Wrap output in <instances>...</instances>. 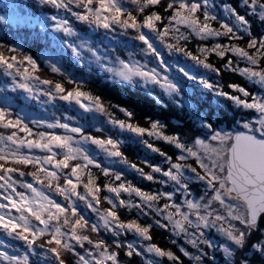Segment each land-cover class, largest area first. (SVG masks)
Listing matches in <instances>:
<instances>
[{
    "label": "rangeland",
    "instance_id": "rangeland-1",
    "mask_svg": "<svg viewBox=\"0 0 264 264\" xmlns=\"http://www.w3.org/2000/svg\"><path fill=\"white\" fill-rule=\"evenodd\" d=\"M24 1L0 0V3L4 6V9L0 13V24L7 27L11 26L14 33L18 31L24 32L23 30L26 28L31 33V41L32 39L43 41L45 48L39 53L41 65L48 67L51 71L55 68L57 71L62 69L64 73H70L67 75V78L71 89H67L68 86H66L65 82L62 81L61 83L65 88V94L67 91L79 90L85 94V97L99 98V102L103 104L104 109L108 112L99 111L93 100L85 97L80 98V103H77L74 99L69 101L61 100L59 99V94H56L55 99H50L44 93L54 90L52 83L46 85L42 83L40 78L35 79V77L39 76L35 71L31 72L30 66L26 61L17 66L21 71L24 68H29L33 78L27 81H24L20 75H17L15 69L7 70L4 66H0V109L6 110L10 114L11 119L15 120L18 118L23 124L32 129L34 135L28 137L29 139H36L35 133L39 132L60 135L70 134L66 133L64 129H49L46 126L47 123L59 121L71 127L80 128L85 135L101 139L112 138L117 141L120 145V151L129 163L123 162L120 157L109 156L105 151L91 142H82L80 144V147L86 151L89 158L100 165V168L94 166L91 168V171L97 177L98 184L103 185L109 182L110 178L104 177L101 172V169H108L113 174H119L122 182H127L144 192H163L171 195L172 201L167 202L176 203L181 206L183 211H188L184 205L186 199H190L194 203H203L205 199L210 198L213 193L207 183L199 179L190 170V167H196L203 174V170L199 169L194 158H188V161L173 159V162L182 163L188 167L185 166L183 168L179 182L172 181L168 176L163 175V171L170 168L167 157H172L169 147H175L174 144H170L163 139H158L156 136H148L147 134L140 136L127 129L120 128L111 121L124 120L126 123H133L145 128H150L151 123L156 122L161 126L160 131L169 138L179 137L182 143L189 146L196 139L208 140L216 133L234 136L239 130H248L245 128V124H253L258 119V113L254 109L244 108L230 99V96L242 95L230 86L239 85L250 96L264 99V82L249 79L246 76H242L238 71L226 70L224 65L228 59H231L234 68L256 67L259 70V68L264 67V60L260 64L253 66L247 61L234 56L232 53H226V56L221 58L215 52H209L210 56L213 57L212 59L215 62L222 63L223 68L229 73V75H226L228 79L221 78L220 74L204 67L201 63H197L190 56H185L183 52L167 48L166 43H176L173 39V34H170L166 38V42H162L157 34L150 29H141V32L153 44L158 53V56H156L148 51L143 41L138 39L139 33L135 29L126 30L118 24H112L109 28H104L91 21L79 19L77 14L83 13L82 8H76L75 5H71L68 9L56 8L51 4L44 3V0H36V3L49 5L55 9V12L35 14L32 7H28L24 4ZM167 2L169 0H165V4ZM173 2H179V0H173ZM184 2L199 5L200 12L198 15L201 20H203L204 14L214 17V21L210 22L212 28L220 29L221 24L228 25L241 38L239 41H235L224 36H219L208 37L202 40L194 33H190L189 29L181 26V31L188 36V39L180 41V45L192 53L191 48L197 49L201 41L207 43L208 49H211L216 43L246 47L248 40L264 39V15H261L259 7L254 12L244 0H184ZM117 6L125 12H131L136 15L138 20L142 19L143 15L147 13L146 10L148 12H157L156 6H152L150 9H145V13H140L138 6L131 3V0H117ZM22 9L26 10V12ZM163 15L167 16L168 12L165 11ZM237 16L244 17L247 25H241ZM20 18L24 19L23 23L20 22ZM68 19L73 24L69 23ZM64 21H67L64 27L69 28V32H65L57 27L58 24H63ZM19 39L18 42L21 41V38ZM196 55L199 56L198 53ZM30 58L36 63L37 68L40 67L38 66L39 61L35 58ZM17 60L21 61L19 58ZM62 60L66 62L64 67L61 63ZM121 61L130 66L146 65L147 68L156 69L161 76H166L175 85V90L166 91L159 84L146 81L140 77H134L132 80H125L119 77L115 70L121 68ZM161 61L163 62L162 64ZM8 71H12V73ZM82 74L88 75L89 85L86 86V89H83L81 82L77 81V77L82 79L80 76ZM90 74L91 76H95L96 79L92 81V77H89ZM97 78L101 81L99 82ZM21 82L28 83L32 91L29 92L18 87L17 85ZM204 82L212 85V87H207ZM115 83L122 86L127 85L126 87L133 88L136 92L139 91L140 94L152 96L160 107L166 105L170 108H175L181 115H187L190 118L188 119L189 123H193L191 129H188L185 124H180L183 132L177 131L175 133L159 117L158 119L148 117L147 126L140 124L138 122L140 119L136 118L137 121L134 118L131 112L133 111L132 108L124 104L116 105L110 99L108 101L100 94H97V86L101 89L109 87L115 93L111 95L108 92L109 95L119 99L121 92ZM221 93H226V95ZM18 99L23 101V103L21 104ZM81 103L86 108L81 107ZM108 104L111 105L108 106ZM126 112L131 113L132 116L128 117ZM210 113H212L214 121L208 124L206 119ZM171 123V125H176L174 121ZM13 130L11 128L0 127V135L6 137ZM170 131L175 134L170 133ZM18 135L20 137L26 136L25 133H18ZM161 141L166 142V146L158 151L159 155L163 156L162 161L165 163L164 167L162 166L163 168L158 162L157 164L150 162L151 159L148 157V154L154 151L148 145L152 144L156 146V142ZM141 147H146L151 152ZM0 148L8 151L15 148V145L7 140H3L0 141ZM20 151L36 156L47 155L46 152H41L39 149L21 148ZM56 151L59 152L60 150L57 149ZM133 163L138 168H143L146 174H152L154 179L148 180L146 176L131 166ZM157 165L161 169L160 173L152 171V167H156ZM34 170L36 169L34 168ZM20 171H23L25 175L21 177L19 173H12L14 180L32 183L35 187L45 191L51 198H56L57 202L66 203L63 197L54 192L51 194L46 188H42L41 185L36 184L32 176L27 174L29 172L25 170ZM17 190L25 192L29 196L32 195L24 188L18 187ZM79 191L83 192V189L80 188ZM121 194L124 195L121 199L130 201L132 205L140 204L142 208L128 207V214L125 215L120 211L121 207H118L119 219L125 223L135 220L141 226H150L149 234L151 239L145 240L134 231H126L119 235H113L112 232L106 231L102 227L98 233L90 231L84 233L89 235L93 240L103 239L106 244L111 246L110 251L118 252V260L121 264H178L177 261L169 260L167 257H160L155 253L147 252L145 249L149 244H155L162 250L171 251L179 258V264H231L239 254L240 261H243L244 264H260L255 260L256 254L259 253L261 256H264V218L261 222H256L254 225L233 222L236 229L244 234L242 244H238L229 238L225 232L220 230L219 225L210 224L208 227L200 229L202 235L194 233V235H197V244L193 247L188 242V237L184 233L176 234L173 225L164 216L155 211V207L163 208L166 200H159L156 202L155 207L149 208L134 193L131 196L123 192ZM105 196L115 200L114 194L108 193L106 190L101 193V197ZM225 202L234 205L240 203L229 198H226ZM116 203L118 204V201ZM76 204L78 212L89 221L90 225L92 223H102L99 221L96 212L92 208H89L85 202L77 200ZM94 207L103 211L110 208L111 205L108 204L107 200L102 199L101 204L98 206L94 204ZM214 207L219 208L218 203ZM220 211L226 215L223 209H220ZM11 215L18 216L19 213L12 212ZM156 221L160 223L158 224ZM32 223L36 224L37 227H43L34 220H32ZM161 225L164 226L162 227ZM224 226L228 227V223L226 222ZM64 230L67 231L68 229ZM189 231L192 230L190 229ZM46 239V236L40 238L36 245H32L29 248L27 242L18 238L16 234H9L0 229V244L6 247L5 253L9 256L19 257L27 255L29 264H58L54 255L48 251L46 246H39L40 244H44L43 242ZM117 242L122 245L119 249L115 247V243ZM72 243L74 244V242ZM128 244L133 245L140 255L134 253L132 256H127ZM75 247L77 248V250L75 249L76 252L80 255H86L85 249L95 252L93 246L86 242L84 248L79 247V245ZM181 249H184L189 255H184Z\"/></svg>",
    "mask_w": 264,
    "mask_h": 264
},
{
    "label": "snow or ice",
    "instance_id": "snow-or-ice-1",
    "mask_svg": "<svg viewBox=\"0 0 264 264\" xmlns=\"http://www.w3.org/2000/svg\"><path fill=\"white\" fill-rule=\"evenodd\" d=\"M244 2L254 12L259 7L261 15H264V0H244ZM44 3L65 9L75 5L76 8L83 9L82 14H77L79 19L91 21L104 28H109L112 24H118L126 30L135 29L139 33L138 39L143 41L148 51L156 56H158V53L153 44L141 32V29H150L157 34L162 42H166V38L173 34L176 43H166L167 48L183 52L185 56H190L197 63L214 70L217 69L211 63H205L198 55H194L180 45V41L188 39V36L181 31V26L189 29L190 33H194L202 40L219 36L235 41L241 39L228 25L221 24L220 29L212 28L210 22L214 21L215 18L204 14L203 20H201L198 15L200 12L199 5L196 3L188 4L184 0H179V2L169 0L166 4L165 0H131V3L138 6L140 13H145V9H150L152 6H162L168 12V15L164 16L158 12L150 11L145 13L142 19L139 20L133 13L124 12L118 7L117 0H44ZM237 19L241 25H247L244 17L237 16ZM20 22L23 23L24 19L20 18ZM66 23L67 21H64L63 24H58L57 27L69 32L70 29L64 27ZM10 51L16 52L15 49H10ZM198 51L205 55L209 52H215L221 58L225 57L226 53H232L239 59L247 61L250 65L256 66L264 60V39L248 40L246 47L216 43L211 49L200 48ZM24 61L30 66L31 72L36 71V63L30 57L24 56L23 60L18 61L16 55L6 57L3 52H0V66H4L7 70L15 69L16 74L27 81L33 78L29 68H24L21 71L17 66L23 64ZM120 65L121 68L115 71L119 77L125 80L140 77L146 81L159 84L166 91L175 90V85L166 76H161L154 68H147L146 65L130 66L123 61L120 62ZM224 68L238 71L242 76L249 79L264 82V67L259 68V70L256 67L234 68L233 61L228 59ZM53 71L57 70L53 68ZM8 72L12 73V71ZM35 79H39V77H35ZM42 83L47 85L51 84L52 81L43 80ZM204 83L207 87H212L207 82ZM17 86L26 91H32L26 82H21ZM230 87L242 94L230 96V99L244 108L254 109L258 113V119L253 124H245L248 131L242 134L233 136L216 133L208 140L196 139L189 146L182 143L179 137L169 138L160 131L161 126L156 122H152L150 128H145L133 123H126L124 120L111 121L120 128L127 129L140 136L145 134L156 136L158 139L174 144L181 153L176 157L177 161H185L188 158L195 159L199 169L203 170V174L196 167L189 166L190 170L199 179L207 183L213 195L205 199L203 203H194L190 199H186L184 205L188 211H183L181 206L176 203H168L167 201L173 199L171 195L163 192H144L127 182H122L119 174H113L108 169H101V172L104 177L110 178L109 182L103 185L98 184L97 177L93 174L91 168L93 166L100 168V165L89 158L86 151L80 147V144L91 142L109 156L120 157L123 162L129 163L120 151L119 143L112 138L101 139L85 135L78 127H71L66 123L56 121L47 123V128L64 129L66 133L70 134L60 135L39 132L35 133L36 139H29L28 137L34 135L32 129L23 124L18 118L11 119L6 110L0 109V127L14 129L6 137L0 135V141L7 140L15 145V148L8 151L0 148V201H3L0 202V229L9 234H16L18 238L27 242L29 248L36 245L40 238L46 236L47 249L54 255L58 264H66L62 256L63 252L74 253L78 257L75 264H121L118 260V252L110 251L111 246L106 244L103 239L93 240L84 233L88 231L98 233L102 227L104 230L112 232L113 235L134 231L145 240L151 239L150 226H141L135 220L125 223L119 219L118 207L134 206L142 208L140 204L132 205L130 201L121 199V193L123 192L129 194V196L134 193L149 208L155 207L156 202L159 200H166L163 208L155 207V211L173 225L176 234L184 233L193 247L197 244V235H202L200 229L208 227L210 224L219 225L220 230L225 232L229 238L238 244H242L244 234L236 229L233 222L254 225L257 218L264 215V99L250 96L239 85H231ZM56 94H59L61 100L74 99L77 103H80L81 97H85V94L79 90L67 91L65 94V88L59 82L55 84L53 91L44 93L50 99H55ZM221 94L226 95V93ZM85 98L92 99L99 111H105L103 104L99 102V98ZM80 106L86 108L82 103ZM126 115L128 117L132 116L128 112H126ZM18 133H25L26 136L20 137ZM148 146L153 148L152 144ZM21 148L39 149L41 152H46L47 155L25 154L20 151ZM57 149L60 151L57 152ZM153 150L159 151L155 148ZM167 160L170 168L163 171V175L168 176L172 181L179 182L185 165L173 162V158L170 156L167 157ZM6 164L34 166L36 170L27 174L32 176L35 183L41 185L42 188L63 197L66 203L57 202L32 183L14 180L12 173L19 172L21 177L25 173L16 167H8ZM131 166L146 176L148 180L154 179L152 174H146L143 168H138L136 164L133 163ZM152 171L160 173L161 169L152 167ZM18 187L28 190L32 195L29 196L25 192L18 191ZM80 188L83 189V192L79 191ZM105 190L114 194L115 200L107 196L101 197L102 191ZM226 198L240 203L237 205L226 203ZM102 199L107 200L111 207L103 211L94 207V204L100 205ZM77 200L85 202L89 208H92L102 223H92L90 225L89 221L78 212ZM116 201H118V204ZM217 203L219 208L214 207ZM220 209H223L226 215L222 214ZM13 210L19 215H11ZM30 217L31 219H29ZM32 220L43 227H37L36 224L32 223ZM226 222L228 227L224 226ZM156 223L159 224L160 222L156 221ZM64 229L68 230L65 231ZM190 229L192 231H189ZM194 233L197 235H194ZM85 242L92 245L95 252L88 249H85L86 255L75 252V246L79 245V247L84 248ZM39 246L45 247V244ZM115 247L119 249L122 245L117 242ZM127 249V256H132L134 253L140 255L131 244L127 245ZM145 250L149 253H155L157 256L177 261L179 264V258L171 251L162 250L155 244H149ZM181 251L184 252V255H189L184 249H181ZM0 264H29V260L27 255L23 257L9 256L7 253L0 251Z\"/></svg>",
    "mask_w": 264,
    "mask_h": 264
},
{
    "label": "trees",
    "instance_id": "trees-1",
    "mask_svg": "<svg viewBox=\"0 0 264 264\" xmlns=\"http://www.w3.org/2000/svg\"><path fill=\"white\" fill-rule=\"evenodd\" d=\"M24 4H26L28 7H32L33 12L37 13V14L55 12V9L51 8L49 5L37 4L36 0H25ZM155 8H156V11L159 12L161 15H163V13L166 11L162 6H156ZM3 9H4V6H3V4L0 3V13ZM23 11L26 12V10H23ZM146 11L148 13V10H146ZM70 19L72 20V18H70ZM70 19H68L69 23L73 24V22L70 21ZM23 31L24 32L18 31L17 33H14L11 26L7 27L3 24H0V52H3L6 57H10L11 55H16L17 58L23 60L24 56H30L32 58H35L37 61H39L40 60L39 53L42 52L45 48L43 41H41L40 39H32V41H31L30 31L26 28ZM7 37L11 40H9ZM19 38H21L20 42H18V40H20ZM206 44L207 43L201 41L200 46L196 45L197 49L191 48L193 51V54L196 55L198 53L199 58L201 60L205 61L206 63H211L213 65V67L217 69V70L212 69L214 72L220 74V76H222L221 78L228 79V76H226V75H229V73L223 68L222 63L215 62L212 59L213 57L210 56L209 53L207 55H205V54H201L198 51L200 48H208V46ZM10 49H15L16 52L13 53L10 51ZM189 50H190V48H189ZM61 63L63 64V67H64V65H66V62L64 60H62ZM38 66H40V67L36 68L35 72L39 76L40 80L52 81L53 88L55 87L54 84H56L57 82L62 83V81H63L66 83V86H68L67 89L68 90L71 89V87H69V85H68L69 80L67 78V75L70 73H68V72L64 73V71L62 69L60 71H51L48 67L41 65L40 61H39ZM0 76H1V74H0ZM80 76L82 77V79H80V77H77L78 78L77 81H80L81 87L83 89H86V86L89 85L88 75L82 74ZM89 77H92V81L94 79H96V77L93 75L91 76V74L89 75ZM97 80H99V82L101 81L98 78H97ZM94 85H95V83H94ZM115 85L118 89H120V92H121L119 99H116L115 96L112 97L109 95L108 92H110L111 95L115 94L112 92V89L109 87H107L105 89L104 88L101 89V88H98V86H97L96 92H97V94H100L104 99H107L108 101L110 99L111 101L116 103V105H123L124 104V105L132 108L133 111H131V112L133 113V116L135 119L136 118L140 119V121H138L136 119L140 124L147 126V124H148L147 118L148 117L153 118V119H158V117H159L163 121H165V123L169 126V129L174 131L175 133H177V131L183 132V128L180 127V124L181 125L185 124L188 129H191V126L193 123H189L188 119H190V118L187 115H181L179 113V111L176 110L175 108L173 109V108H170L166 105H164L163 107H160L156 103L155 99L152 96H148L147 94H144V95L140 94L139 91L136 92L135 89L126 87L127 85L122 86L121 84H116V83H115ZM19 102L21 104L23 103V101H21V100H19ZM110 105L111 104H108V106H110ZM106 112H108V111H106ZM172 121H174L176 123V125H171ZM206 121L208 122V124H211V122L214 121V118L212 117V113H210L208 115V118L206 119ZM174 132L170 131V133H172V134H175ZM164 146H166V142L161 141V142H156V146H153V148L159 149V151H160ZM141 148H145L147 151L151 152V150L146 148V147H141ZM169 149H170V154L174 160H176L177 156L181 155L178 148L170 146ZM148 157L151 159L150 162H152V163L155 162L156 164L158 162L161 165V167L162 166L164 167L165 163L162 161L163 156L159 155L158 151H152L150 154H148ZM185 161H188V160L186 159ZM6 166H8V167L13 166V167L18 168L19 170L26 169V172L35 171L32 165L25 166V165H18V164H6ZM156 167H158V165ZM186 167H188V166H186ZM16 173H19V172H16ZM50 193L53 194L52 192H50ZM123 197H124V195L121 194V198H123ZM56 201H57V199H56ZM59 203H61V202H59ZM128 209H129L128 207H121L120 211L122 213H124L125 215H127ZM13 212H15V211L13 210ZM45 242H43V243L45 244V246L47 248V245ZM0 247H2V249L0 251L6 250V247H4V246H0ZM172 248H174V247H172ZM75 249L77 250L76 247H75ZM76 250H75V252H76ZM240 253H241V251H240ZM239 255H237L235 257L234 261L231 264H244L243 261L242 262L240 261ZM62 256L65 259L66 264H75L76 259L78 258L72 252H63ZM255 260H257V262H259L260 264H264V256H261L259 253L256 254ZM180 264H184V263H180Z\"/></svg>",
    "mask_w": 264,
    "mask_h": 264
},
{
    "label": "water",
    "instance_id": "water-1",
    "mask_svg": "<svg viewBox=\"0 0 264 264\" xmlns=\"http://www.w3.org/2000/svg\"><path fill=\"white\" fill-rule=\"evenodd\" d=\"M247 131H248V130H239L235 135H237V134H242V133H245V132H247ZM261 218H262V215L259 216V217L257 218L256 222H258ZM256 222H255V223H256Z\"/></svg>",
    "mask_w": 264,
    "mask_h": 264
},
{
    "label": "bare ground",
    "instance_id": "bare-ground-1",
    "mask_svg": "<svg viewBox=\"0 0 264 264\" xmlns=\"http://www.w3.org/2000/svg\"><path fill=\"white\" fill-rule=\"evenodd\" d=\"M35 14H37V13H35ZM2 249V247H0V250Z\"/></svg>",
    "mask_w": 264,
    "mask_h": 264
},
{
    "label": "flooded vegetation",
    "instance_id": "flooded-vegetation-1",
    "mask_svg": "<svg viewBox=\"0 0 264 264\" xmlns=\"http://www.w3.org/2000/svg\"><path fill=\"white\" fill-rule=\"evenodd\" d=\"M6 250H4L3 252H5Z\"/></svg>",
    "mask_w": 264,
    "mask_h": 264
}]
</instances>
